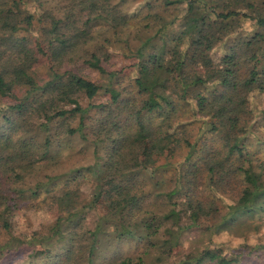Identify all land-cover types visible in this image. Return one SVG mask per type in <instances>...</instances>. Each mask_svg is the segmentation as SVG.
<instances>
[{"label":"trees","instance_id":"16d2710c","mask_svg":"<svg viewBox=\"0 0 264 264\" xmlns=\"http://www.w3.org/2000/svg\"><path fill=\"white\" fill-rule=\"evenodd\" d=\"M14 3L0 0V264H96L125 241L140 249L114 264H264L248 150L264 127V0ZM117 55L128 64L110 68ZM72 139L91 158L63 166ZM107 181L116 209L92 215ZM42 194L58 215L31 206ZM236 228L252 237L218 239Z\"/></svg>","mask_w":264,"mask_h":264},{"label":"rangeland","instance_id":"374dc122","mask_svg":"<svg viewBox=\"0 0 264 264\" xmlns=\"http://www.w3.org/2000/svg\"><path fill=\"white\" fill-rule=\"evenodd\" d=\"M15 1L17 3H14L11 7L15 11H18L21 8V2L24 0L22 1L15 0ZM29 2L30 1H26V3L28 4ZM43 6L46 8H51L53 6L56 7V4L53 1H46ZM26 7L33 8L32 6H29V5H27ZM127 62L128 61L126 59H123L121 55L113 56V58L110 59L109 67L118 69L120 68V66L128 64ZM48 66L49 64L46 58L43 59L42 62L36 68L37 73L39 72V73H42V75H46V70L48 69ZM81 72H84V74H86L90 79L96 82H99L97 77L94 75V73L88 70H81ZM125 78L127 77L125 76ZM126 82H127L126 79H124V84H126ZM105 99H106V96H103L102 94L96 95L90 100L91 102L90 104H97L99 102H103ZM78 102L81 104V106H85L88 103V101L85 100V98L83 97H78ZM195 126L196 125L191 126L192 134L195 132ZM189 128L190 127H188V130ZM258 135H259V140L261 142H255L254 139H250L252 144L248 146V150L252 153V156L254 157V162H256V164L262 168L261 170H263L262 173L264 176V141H263L264 127L260 128ZM66 146H67L66 148L69 150V156H67L63 160V163L61 164L63 166L71 165L74 162L84 163V162L89 161V159L91 158V153H92L91 150L82 149L80 146L79 140L72 139L69 143L66 144ZM185 150L186 149L184 147L178 149L176 153L173 155V157L167 160L170 163V165L165 168L166 171L160 172L159 176L166 177V176L172 175L174 173L173 171L175 170V166H173V164L185 156V153H186ZM162 163H163L162 159L157 162V164H162ZM160 169H163V168H160ZM110 186H111L110 181H107L104 184L102 195L100 199L97 201L95 208L92 210V215H102L107 212L115 211L116 206H117V198L111 193ZM35 200H36L35 202L33 201L31 203L32 205L31 204L29 205L39 206V204L41 205L43 203L45 206V210H46L45 214L47 213L46 215L55 216L60 213V211L58 210L59 204L56 198L46 197L42 194V195H39ZM152 202L154 201H151V203ZM156 203L160 206L159 201ZM62 213L63 212H61V214ZM263 225L261 228L259 227V232L263 236L262 238L264 240V226ZM217 237L220 241L229 240L228 241L229 244L235 245L236 243H239L242 240H246V238L252 237V235H251V232L246 233L243 230L236 228V229L225 230L222 234H220ZM184 244L185 246L187 245L186 242H184ZM195 245L197 248L199 247V244H194V246ZM139 249H140V244L136 242H132V241H129V242L125 241V242H121L115 245L111 243L100 249L95 262L96 264H114L115 261L119 257L133 254L139 251ZM42 262L37 259L36 260L34 259V261L32 262H28L26 260L25 262H22L20 264H42Z\"/></svg>","mask_w":264,"mask_h":264}]
</instances>
